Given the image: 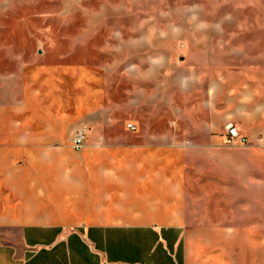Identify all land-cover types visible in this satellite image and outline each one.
<instances>
[{
    "label": "crops",
    "instance_id": "0c3cea01",
    "mask_svg": "<svg viewBox=\"0 0 264 264\" xmlns=\"http://www.w3.org/2000/svg\"><path fill=\"white\" fill-rule=\"evenodd\" d=\"M194 4L181 29L152 10L115 64L8 62L0 264H264V0Z\"/></svg>",
    "mask_w": 264,
    "mask_h": 264
},
{
    "label": "rangeland",
    "instance_id": "374dc122",
    "mask_svg": "<svg viewBox=\"0 0 264 264\" xmlns=\"http://www.w3.org/2000/svg\"><path fill=\"white\" fill-rule=\"evenodd\" d=\"M199 1L0 0V74L9 71L8 62L15 60L20 53L24 55L25 50L31 49L30 55L36 56V52L42 47L48 52L47 57L54 56V59L64 62L107 57V60L115 64L120 60L121 54H125L126 40L128 50L132 43L143 40L145 33L151 28L148 14L152 10L160 14L161 25L167 23V13H172L176 18L177 29H181L185 25V14L194 9V3ZM202 1L213 3L212 7L215 8V2L222 3L223 0ZM89 12L97 15L88 17ZM160 39L161 61L167 55L163 46L167 37L161 36ZM175 39L178 46L181 40ZM89 51L91 56L88 57ZM80 53L85 56L82 58ZM128 55L132 54L128 52ZM113 66L114 72L118 71V64ZM164 66L167 68L166 62ZM161 79L166 81V78ZM167 99L168 91L165 88L161 90V104L165 107ZM123 123L125 127L128 123L136 126L133 119ZM168 125V119L161 120L160 126Z\"/></svg>",
    "mask_w": 264,
    "mask_h": 264
},
{
    "label": "built area",
    "instance_id": "2783aa9c",
    "mask_svg": "<svg viewBox=\"0 0 264 264\" xmlns=\"http://www.w3.org/2000/svg\"><path fill=\"white\" fill-rule=\"evenodd\" d=\"M126 129L129 131L135 130V126L131 123L126 124ZM87 136V128L86 126H80L73 134L71 138V148L74 150H80L85 143ZM236 141H239L241 143L245 142V139L241 137L236 130V128L232 125H228L226 127V132H225V144L231 145L235 143Z\"/></svg>",
    "mask_w": 264,
    "mask_h": 264
}]
</instances>
